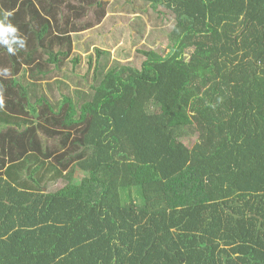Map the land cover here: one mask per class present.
<instances>
[{"label":"trees","instance_id":"obj_1","mask_svg":"<svg viewBox=\"0 0 264 264\" xmlns=\"http://www.w3.org/2000/svg\"><path fill=\"white\" fill-rule=\"evenodd\" d=\"M121 4L0 0V264H264V0Z\"/></svg>","mask_w":264,"mask_h":264},{"label":"clouds","instance_id":"obj_2","mask_svg":"<svg viewBox=\"0 0 264 264\" xmlns=\"http://www.w3.org/2000/svg\"><path fill=\"white\" fill-rule=\"evenodd\" d=\"M11 15L12 13L6 12L3 19H0V46L6 47L9 53L15 54L18 48L25 47L26 41L18 27L9 21Z\"/></svg>","mask_w":264,"mask_h":264},{"label":"rangeland","instance_id":"obj_3","mask_svg":"<svg viewBox=\"0 0 264 264\" xmlns=\"http://www.w3.org/2000/svg\"><path fill=\"white\" fill-rule=\"evenodd\" d=\"M104 1H106V2H115V1H121L122 2V4H124L125 3V1L126 0H104ZM121 4V5H122ZM130 22V21H129ZM129 22H126L125 20H122V21H120L119 22V26H118V28H116V31L118 32L117 33V38H116V40H118V45H116V46H114L113 48H112V44H109L108 45V47L107 48H109V49H111L112 50V54L114 55V56H118V52H119V50L120 49H128L129 48V46H130V39L128 38L127 39V41H125V39H123V38H126V36H129V31H127V29H129L128 27H129V25H128V23ZM125 24V28H124V26H123V28L124 29H122V27L119 29V27L121 26V25H124ZM167 26H169L168 28H166V29H169V28H171V26H172V24L171 25H167ZM127 28V29H126ZM148 28L150 29V25L148 26ZM119 29V30H118ZM124 32V35L122 36L123 38H121V37H118V35L119 36H121V34L119 33V32ZM113 34H115V32H111L110 33V35L108 36V39H109V41H110V39L111 38H114L115 36H113ZM116 35V34H115ZM132 44V43H131ZM156 48V50L157 51H159L161 54H165L168 50H167V47H166V44L164 43V44H161V45H159V46H157V47H155ZM86 64V63H85ZM58 184V183H57ZM62 185H54V186H51L50 187V189L51 190H55V189H57V188H59V187H61Z\"/></svg>","mask_w":264,"mask_h":264}]
</instances>
